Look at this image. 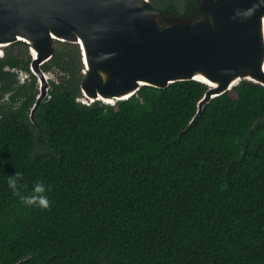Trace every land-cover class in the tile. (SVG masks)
<instances>
[{"label": "trees", "instance_id": "1", "mask_svg": "<svg viewBox=\"0 0 264 264\" xmlns=\"http://www.w3.org/2000/svg\"><path fill=\"white\" fill-rule=\"evenodd\" d=\"M31 59L23 42L0 58V264H264V86L241 81L194 122L196 80L85 103L80 49L57 42L31 118ZM16 170L22 192L51 186L48 207L12 193Z\"/></svg>", "mask_w": 264, "mask_h": 264}, {"label": "water", "instance_id": "2", "mask_svg": "<svg viewBox=\"0 0 264 264\" xmlns=\"http://www.w3.org/2000/svg\"><path fill=\"white\" fill-rule=\"evenodd\" d=\"M17 42L28 46L37 78L31 118L49 95L42 65L57 42L80 49L85 103L115 104L142 86L196 80L208 89L194 122L241 81L264 86V0H200L182 17L151 0H0V58Z\"/></svg>", "mask_w": 264, "mask_h": 264}, {"label": "clouds", "instance_id": "3", "mask_svg": "<svg viewBox=\"0 0 264 264\" xmlns=\"http://www.w3.org/2000/svg\"><path fill=\"white\" fill-rule=\"evenodd\" d=\"M23 173L16 170L14 173L7 176V186L11 189L12 193L20 199L25 205H37L40 207H48L51 186L46 185L43 181L37 179L27 192H22L21 189L24 185L21 183L20 178Z\"/></svg>", "mask_w": 264, "mask_h": 264}, {"label": "flooded vegetation", "instance_id": "4", "mask_svg": "<svg viewBox=\"0 0 264 264\" xmlns=\"http://www.w3.org/2000/svg\"><path fill=\"white\" fill-rule=\"evenodd\" d=\"M160 2H162V1H164V2H166V0H159ZM170 1H172V2H182V0H170ZM200 1V0H199ZM199 1H197V3H199ZM151 2H152V0H151ZM152 4L155 6V5H157L158 4V0H153V2H152ZM6 69H8V68H6ZM24 73V72H23ZM21 74H22V72H20V74H19V78H20V82L21 83H25L26 82V79L27 78H29V75H28V73H24L26 76L25 77H23L22 78V76H21ZM21 79H22V81H21ZM7 97V96H6ZM5 97V98H6ZM33 120V119H32Z\"/></svg>", "mask_w": 264, "mask_h": 264}, {"label": "rangeland", "instance_id": "5", "mask_svg": "<svg viewBox=\"0 0 264 264\" xmlns=\"http://www.w3.org/2000/svg\"><path fill=\"white\" fill-rule=\"evenodd\" d=\"M21 76H22V78H23V77H25L26 75H25L24 73H22ZM50 78L53 79V75H52V74H50ZM21 81H22V79H21ZM38 90H39V89H38Z\"/></svg>", "mask_w": 264, "mask_h": 264}]
</instances>
